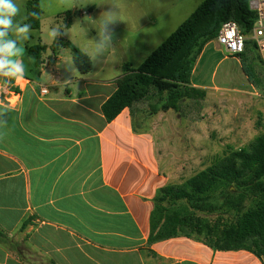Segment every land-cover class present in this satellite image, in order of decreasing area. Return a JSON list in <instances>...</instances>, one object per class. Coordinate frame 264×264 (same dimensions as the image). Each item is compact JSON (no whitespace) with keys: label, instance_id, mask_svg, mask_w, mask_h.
I'll return each mask as SVG.
<instances>
[{"label":"crops","instance_id":"1","mask_svg":"<svg viewBox=\"0 0 264 264\" xmlns=\"http://www.w3.org/2000/svg\"><path fill=\"white\" fill-rule=\"evenodd\" d=\"M28 1L16 0L21 16L27 17ZM71 1L39 0L41 27L21 43L25 78L9 88L20 92L18 104H9L8 95H0V106L9 109L7 126L0 128V232L6 236L0 237V264H264V257L247 250H216L187 233L150 242L159 190L183 185L213 160L199 170L193 160L162 166L161 157L173 149L172 136L185 134L188 124L179 112L170 122L172 110L146 113L141 105L153 106L147 100L155 94L108 122L102 106L122 76L100 75L108 57L102 68L93 66L87 75H80L76 66H63L64 48L49 64L54 42L44 39V7L62 6L54 15L62 14L65 20L64 13L76 9ZM203 1L131 0L130 18L118 16L115 23L122 30L115 34V46L133 53V59L122 58L114 67L138 68ZM87 11L88 15L81 14L91 16L97 10ZM155 39L163 41L154 45ZM39 43L48 49L42 66L36 67L27 49ZM191 85L206 93L217 90L194 80ZM42 88L48 93L42 94ZM136 110L142 126L136 124ZM185 206L180 201L169 209L181 208L187 215ZM217 215L198 214L209 219Z\"/></svg>","mask_w":264,"mask_h":264},{"label":"trees","instance_id":"2","mask_svg":"<svg viewBox=\"0 0 264 264\" xmlns=\"http://www.w3.org/2000/svg\"><path fill=\"white\" fill-rule=\"evenodd\" d=\"M251 1L204 0L138 68L122 65L117 89L102 106L106 120L113 121L124 109L153 94L159 96L158 104L152 106L154 113L180 112L183 101L205 98L204 90L191 85L197 59L204 47L217 38L226 22L237 23L243 35H251L258 17L257 11L250 6ZM26 9V23L31 24L32 30L40 29L39 0L28 1ZM73 14L74 11L64 13L63 30L71 26ZM61 48L71 50L80 75L93 71L88 56L63 35L50 46V65L54 64ZM47 49L41 43L28 47V55L35 59L36 67L42 66ZM249 53L253 61L264 68V60L251 39L246 41L244 52L237 57L244 61ZM180 201L185 202L189 214L181 208L169 209ZM155 202L150 242L187 233L216 250L243 249L264 257V131L247 148L216 157L210 166L183 185L159 190ZM198 214L218 215L212 220ZM228 214L232 217H227ZM0 237L6 236L0 232Z\"/></svg>","mask_w":264,"mask_h":264},{"label":"rangeland","instance_id":"3","mask_svg":"<svg viewBox=\"0 0 264 264\" xmlns=\"http://www.w3.org/2000/svg\"><path fill=\"white\" fill-rule=\"evenodd\" d=\"M130 1H71L70 4L76 9L70 28H64L67 33L63 37L84 53L86 50L93 49L95 47L93 39L99 38L96 30V26L99 24L98 19H103L102 14L108 10L115 13L116 19L118 16L125 20L129 19L131 15ZM114 6H117L118 10ZM92 7L97 11L91 16L81 14L82 11H87ZM44 8L42 29L45 41H50L46 35L50 24L55 23L57 26L63 27L65 20L62 14L54 15L56 11L62 9V6L53 8L45 6ZM112 28L114 36L111 46L105 49L102 56L93 64L98 70L99 67L102 68L104 58L108 57L109 64L105 73H100L103 77H112L122 73L121 68L114 67L118 60L133 59V53H123L119 47L115 46V34L122 30L120 27H115V24ZM161 41L163 39H155L153 44L157 45ZM62 51L63 66L75 68L71 50L64 48ZM191 80L201 85L211 86L213 89L217 87V90H207L205 98L191 99L183 103L179 113L187 120V132L179 136H172L174 142L171 147L173 149L169 156L161 157L163 167L172 160H193L196 161L195 169L199 170L201 167L209 165L216 157L223 156L231 150L247 148L249 143L264 131V68L258 65V62L253 61L252 54L242 61L227 54L224 49H219L217 43L212 42L206 48L200 68L192 75ZM249 92L257 94L251 95ZM153 97L147 101H150L152 105H157L159 98L157 95ZM145 104L141 106L146 107V113L150 114L152 106ZM179 113H172L170 122L176 121ZM134 118L137 125H143L141 114L137 110L134 111ZM184 121L182 119V122ZM188 173L191 172L188 170L187 175Z\"/></svg>","mask_w":264,"mask_h":264},{"label":"clouds","instance_id":"4","mask_svg":"<svg viewBox=\"0 0 264 264\" xmlns=\"http://www.w3.org/2000/svg\"><path fill=\"white\" fill-rule=\"evenodd\" d=\"M64 2L67 0H62V3ZM32 15L35 16L36 13ZM18 16L20 20L16 19ZM102 16L104 18H99V24L96 26L99 38L93 39L95 47L85 52L93 64L102 56L104 50L111 46L114 36L112 26L117 21L112 10L104 12ZM26 19L27 17L21 16V9L16 0H0V95H8L12 82L19 84L25 78L26 66L22 60L25 50L21 43L31 38L32 30L30 23L22 22ZM65 33V30L53 23L50 24L46 35L48 40L56 42ZM8 111V108L0 106V128L7 126Z\"/></svg>","mask_w":264,"mask_h":264},{"label":"built area","instance_id":"5","mask_svg":"<svg viewBox=\"0 0 264 264\" xmlns=\"http://www.w3.org/2000/svg\"><path fill=\"white\" fill-rule=\"evenodd\" d=\"M257 3V21L252 29L251 35L245 36L240 31L237 23L233 21L226 22L222 25L215 41L225 50V52L233 57H237L245 50V44L248 39L255 42L260 56L264 60V0H255ZM83 15H88V11H82ZM42 94H47L48 89L42 88ZM20 99V92L11 91L6 99L9 104L16 106Z\"/></svg>","mask_w":264,"mask_h":264},{"label":"water","instance_id":"6","mask_svg":"<svg viewBox=\"0 0 264 264\" xmlns=\"http://www.w3.org/2000/svg\"><path fill=\"white\" fill-rule=\"evenodd\" d=\"M250 6H251V8H252L253 10H256V8H257V3H256V1H255V0H252L251 3H250Z\"/></svg>","mask_w":264,"mask_h":264}]
</instances>
